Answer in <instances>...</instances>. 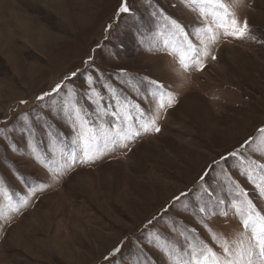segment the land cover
<instances>
[{
    "label": "rangeland",
    "instance_id": "1",
    "mask_svg": "<svg viewBox=\"0 0 264 264\" xmlns=\"http://www.w3.org/2000/svg\"><path fill=\"white\" fill-rule=\"evenodd\" d=\"M223 3L245 36L189 0H0V264L258 254L264 0Z\"/></svg>",
    "mask_w": 264,
    "mask_h": 264
},
{
    "label": "snow or ice",
    "instance_id": "2",
    "mask_svg": "<svg viewBox=\"0 0 264 264\" xmlns=\"http://www.w3.org/2000/svg\"><path fill=\"white\" fill-rule=\"evenodd\" d=\"M189 2L200 5L202 16H213L214 20L218 21L217 28L223 29L226 35L243 37L247 34V21L245 20L241 25L234 15H229L223 0H189ZM205 7L211 9V11L205 12ZM128 11L129 8L125 3H122L118 9L119 13H126ZM221 11L223 12L222 15L220 14ZM171 23L181 33L183 32V29L175 20H172ZM189 47L191 49V46ZM191 50L195 51V49ZM185 58V56L181 57L182 64L184 63ZM73 75H75V73H73ZM60 87L61 85L57 84L55 88L52 89V91L56 92L60 89ZM44 95H49V93H45ZM37 99H43V97H38ZM161 106L163 107V105ZM156 130L159 131V129ZM261 131H264V129H261ZM247 143L248 142L246 141L245 144ZM230 155L235 156L236 153H231ZM260 167L264 168V165H261ZM248 208L249 214L247 215V218H244L243 209L239 206H237V214L241 215V222L245 230H251L252 237L255 241V246L259 248L258 254L254 253L251 247L241 248L239 251L234 253L233 250L228 246V242L224 241L221 246L223 247L225 258H220L212 248L208 247L207 245H202L198 250L194 249L188 264H264V215H261L259 212H255L251 201H248ZM203 211H205V209L202 208L201 212ZM252 213H254V215ZM213 239H216L214 234ZM118 250L119 249H115L114 251Z\"/></svg>",
    "mask_w": 264,
    "mask_h": 264
}]
</instances>
